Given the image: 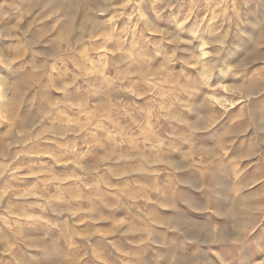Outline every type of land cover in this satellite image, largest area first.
<instances>
[{
  "label": "rangeland",
  "instance_id": "374dc122",
  "mask_svg": "<svg viewBox=\"0 0 264 264\" xmlns=\"http://www.w3.org/2000/svg\"><path fill=\"white\" fill-rule=\"evenodd\" d=\"M0 77V264H264V0H0Z\"/></svg>",
  "mask_w": 264,
  "mask_h": 264
},
{
  "label": "bare ground",
  "instance_id": "6f19581e",
  "mask_svg": "<svg viewBox=\"0 0 264 264\" xmlns=\"http://www.w3.org/2000/svg\"><path fill=\"white\" fill-rule=\"evenodd\" d=\"M4 81V77H0V83ZM5 82V81H4ZM4 85H6L5 83H3ZM5 88V86L3 87ZM5 90V89H4ZM251 94H253V92H250L248 95L251 96Z\"/></svg>",
  "mask_w": 264,
  "mask_h": 264
}]
</instances>
